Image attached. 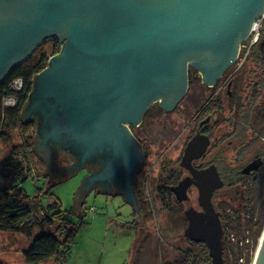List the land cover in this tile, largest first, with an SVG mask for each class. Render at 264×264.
<instances>
[{
  "label": "water",
  "instance_id": "95a60500",
  "mask_svg": "<svg viewBox=\"0 0 264 264\" xmlns=\"http://www.w3.org/2000/svg\"><path fill=\"white\" fill-rule=\"evenodd\" d=\"M263 16L264 0H0V85L37 48L60 44L33 77L22 119L35 122L39 145L75 158L67 171L100 162L73 196L76 214L93 185L109 182L140 214L132 180L144 154L130 129L153 104L164 112L177 107L189 69L214 86ZM209 144L198 131L187 141L179 167L189 176L169 190L185 202L196 188L199 210L183 211L182 236L203 243L210 264H225L221 214L211 201L223 181L214 165L193 167ZM34 152L52 184L71 176ZM260 165L251 161L241 173ZM252 264H264V228Z\"/></svg>",
  "mask_w": 264,
  "mask_h": 264
},
{
  "label": "rangeland",
  "instance_id": "374dc122",
  "mask_svg": "<svg viewBox=\"0 0 264 264\" xmlns=\"http://www.w3.org/2000/svg\"><path fill=\"white\" fill-rule=\"evenodd\" d=\"M263 23L264 16L257 24L258 36ZM40 47L48 54L53 48L50 42ZM245 54V51H240L239 59L241 60ZM235 68L232 69L234 72ZM242 90L244 93L245 87ZM243 93L242 101L247 95ZM209 94L210 91L198 79H194L189 83L186 95L173 111L163 112L153 104L144 115L140 126L135 128L134 133L145 149V158L138 169L134 190L138 197L140 214L134 211L123 197L93 189L85 194L83 202L79 205L80 214H76L72 209V200L86 174L79 171L52 184L48 173H44V164L35 153L34 164L30 167L31 178L20 185L21 190L29 197L37 195L39 190H42L39 205L43 206V209L56 202L61 210L69 212L72 220L79 224L65 264H176L181 260V253L188 247L182 236L185 228L182 212L188 207L197 208V194L195 190L189 191V203H184L179 208L176 203L167 201L160 194V188L172 178L173 173L176 174L185 142L192 136L196 126L195 117L201 106L209 100ZM220 135L221 131L213 132L211 147L214 142L218 145ZM20 144L17 131L13 133L10 142L3 143L0 140V160L11 146ZM223 146V156L227 162H234L236 167L239 166L238 162L244 160L248 145L241 148L227 142ZM212 152L214 149L211 148L210 153ZM60 155L55 157V160L52 158L54 165L67 164V156ZM209 156L207 153L197 164L209 163ZM260 173L262 183L249 188L250 203L243 221L248 220L247 214L251 210L257 212L259 208L260 197L264 192V171ZM44 174L48 177L41 176ZM38 175L40 177H37ZM40 211L39 207L33 208L32 214L41 217ZM237 231L238 238L241 239L242 234L239 233L240 230ZM35 233L34 227L27 235L19 231H0V261L4 264H24L22 252L29 246ZM234 237L229 235L230 242L234 244L238 242L236 244L245 254L246 249L251 248V244L249 243L247 248L246 241L242 243ZM234 244L232 247L228 246L231 258H234ZM246 258L244 257L243 261L239 260V263H253L251 259L247 263ZM40 264L59 263L51 260Z\"/></svg>",
  "mask_w": 264,
  "mask_h": 264
},
{
  "label": "trees",
  "instance_id": "16d2710c",
  "mask_svg": "<svg viewBox=\"0 0 264 264\" xmlns=\"http://www.w3.org/2000/svg\"><path fill=\"white\" fill-rule=\"evenodd\" d=\"M54 43L50 54L41 47L37 48L0 85V140L3 143L10 142L13 133L17 131L21 141L19 146H11L0 160V231H19L27 235L30 234L32 227L36 228L29 246L22 252L24 264H40L51 260L65 264L79 228V224L72 220L70 213L61 210L56 202L44 207L45 209L39 205L42 190H39L37 195L29 197L20 188L23 182L31 178L30 167L34 164L35 158L33 146L37 137L35 122L23 121L22 111L32 90L33 77L47 66L48 58L58 52V45ZM235 66L237 70L235 72L232 70L230 76L235 82L246 84L247 100L246 103L239 104L237 112L233 114L234 125L226 130L229 138L223 139L218 145L214 142L211 147L214 152L210 153L211 148L208 152L211 163L217 167L223 180V187L213 196V204L216 211L221 214L222 251L225 264H243V262L239 263V260L243 261L247 256V263L250 259L253 261V253L264 228V192L260 197L257 212L251 210L250 214H247L248 220L243 221L250 203L249 188L262 183V174L258 178L251 179L239 173L241 166L253 154L264 158V23L259 29L256 44L248 50L245 62H235L234 68ZM188 78L189 83L194 80L191 69L188 72ZM15 79H19L22 84L17 93L9 89L10 83ZM242 89L241 86H236L233 87V92L239 95V91L243 93ZM9 95L14 96L16 104L10 108H3L2 99ZM227 142L241 148L248 145L244 160L238 162L237 167L233 164L234 162L228 163L223 156V145ZM174 174L173 179L176 177ZM41 176L48 177L46 174ZM173 182H176V178L170 184ZM45 193L47 194L46 191ZM160 194L167 201L174 202L181 208L182 204L174 200L166 185L160 188ZM36 207L41 208V217L32 214L33 208ZM182 220L185 222L184 218ZM237 230H240L239 233L242 234L241 239L238 238ZM229 235L235 236L234 239L242 243L246 241L247 248L250 243L251 248L246 249L244 254L238 247V242L237 244L230 242ZM186 242L188 247L181 253L182 258L176 264H210V258L203 243H194L189 240ZM233 244L235 245L234 258H231L228 246L232 247ZM0 264L4 263L0 261Z\"/></svg>",
  "mask_w": 264,
  "mask_h": 264
},
{
  "label": "flooded vegetation",
  "instance_id": "af4514ba",
  "mask_svg": "<svg viewBox=\"0 0 264 264\" xmlns=\"http://www.w3.org/2000/svg\"><path fill=\"white\" fill-rule=\"evenodd\" d=\"M50 44L52 46H54L55 43L54 42H50ZM56 45H57V43H56ZM234 64L229 69H227L224 72V74L218 79V81L216 82V84L214 86L207 87V86L204 85L205 88L210 91V94H209L210 98H209L208 101H206L201 106L197 116L195 117L196 126L194 127V129L192 131V136L198 131V132H200L203 135H207L209 137L210 142H211L213 132L216 133V132L221 131L222 135H220V142H222V140L225 139V138H229L227 136L226 130L234 125L233 114H234V112H237V108L239 107V104L246 103V100H247V95H246L244 97V101H242V95H241L242 92L241 91H239V95H236V93L233 92V87H236V86H238V87L241 86V88L246 87V84L243 85V84H241V82H238V81L235 82L234 79L231 78L230 70H232L234 68ZM235 69L237 70V68H235ZM195 75H196V72L194 71V79H198L200 81L199 78H195ZM200 83H201V81H200ZM159 110H161V109H159ZM205 120H207V121L205 122ZM252 122H253V120L251 121V123ZM140 124L137 127L131 128L130 132L134 136V138L138 141V143L140 144V146H141V148L143 150V154H144L143 160H144V158H145L144 146H143V144L140 142V140L137 138V136L134 133L136 131L135 128H138L140 126ZM252 138L255 140V137L252 136ZM249 139H251V137ZM187 141L185 142V145H186ZM185 145H184V147H185ZM33 148H34V150L36 152L44 153V155L46 156L47 161L49 160L48 158L51 157V158L54 159L59 154H62L63 156L66 155L67 156L66 160L68 161L67 164H65L63 166L60 165V164H56L57 167L56 166L55 167L59 168L60 170H62V172L64 174L68 173V174L72 175V174L76 173V172H74L72 170H68L67 171V168L69 166L74 165L76 163L75 158L73 156H71L70 154H68L67 152L60 151V150H54L53 146L42 147L41 145L38 144L37 139L35 141V144H34ZM210 148H211V143L209 144V147L207 148L205 154L199 160L193 162V167H195L197 169H203V168H205V167H207L209 165H214L213 163H211L210 159H209V163H199V164H197L198 161H200L205 155H207L208 149H210ZM62 155H60V156H62ZM254 160L260 161L261 165L256 170L250 171L247 174H242L241 173L242 169L246 165H248L251 161H254ZM83 167H84V169H82L80 171L84 172L86 174V176H88L89 174H94V173L98 172L99 167H100V162L98 160H96L95 162H89V163L84 164ZM140 167H141V165H140ZM216 169H217V167H216ZM263 170H264V158L262 156L258 155V154H253L241 166L239 173L242 176H245L247 178L255 179V178H257V176L260 173V171H263ZM137 172H138V170L136 171V173H135V175L133 177V180H132V188H133V190H135V179H136ZM260 174H262V173H260ZM174 175H176V177H175L176 178V182L175 183L173 182L172 184H170L175 178L174 179L172 178L171 180H167V184L165 183V185L168 188V190H169L170 186L176 185L181 179H183L186 176H189V173L185 169L180 168L178 166V168L176 170V174H174ZM219 175H220V173H219ZM220 177H221V175H220ZM221 179H222V177H221ZM91 189L97 190L98 192H101V193L119 195V196L121 195V192H120L119 188L113 182H109L108 185L107 184H95V185H93V187ZM191 190H195L196 194H197L196 188L193 187V186H190L188 188V190H187V196H188V192L191 191ZM217 191H215V192H217ZM215 192L213 193L212 198H211L212 204H213V196H214ZM134 193H135V191H134ZM172 196L174 197L173 194H172ZM174 200H175V197H174ZM189 201L190 200H189V196H188V200L187 201L178 202V203L184 204V203H189ZM137 202H138V200H137ZM196 204H197V197H196ZM194 209L199 210L198 205H197V208H194ZM182 215H183V212H182ZM183 218H184V216H183ZM184 220H185V218H184ZM186 223L187 222L185 220V226H186Z\"/></svg>",
  "mask_w": 264,
  "mask_h": 264
},
{
  "label": "built area",
  "instance_id": "2783aa9c",
  "mask_svg": "<svg viewBox=\"0 0 264 264\" xmlns=\"http://www.w3.org/2000/svg\"><path fill=\"white\" fill-rule=\"evenodd\" d=\"M260 22V21H259ZM258 22V23H259ZM255 24L254 28H253V31L251 32L250 36L248 37V39L243 42L240 46V51H245L246 54L243 56V58L240 60L239 57L237 58V61L236 62H243L245 60V57L247 56V53H248V50L251 46H253L254 44H256L257 40H258V32L256 31L257 30V24ZM254 33V34H253ZM58 45V49L60 47V44H57ZM239 51V52H240ZM21 81L19 79H15L13 80L10 85H9V89L13 92V93H17L20 91L21 89ZM16 104V100L14 98V96L12 95H9V96H5L3 99H2V106L3 108H10V107H13L14 105Z\"/></svg>",
  "mask_w": 264,
  "mask_h": 264
}]
</instances>
